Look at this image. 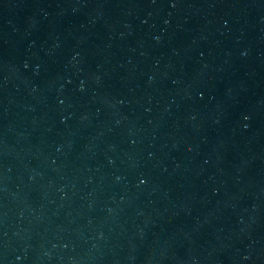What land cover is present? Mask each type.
<instances>
[{
	"label": "water",
	"instance_id": "obj_1",
	"mask_svg": "<svg viewBox=\"0 0 264 264\" xmlns=\"http://www.w3.org/2000/svg\"><path fill=\"white\" fill-rule=\"evenodd\" d=\"M0 264H264V0H0Z\"/></svg>",
	"mask_w": 264,
	"mask_h": 264
}]
</instances>
